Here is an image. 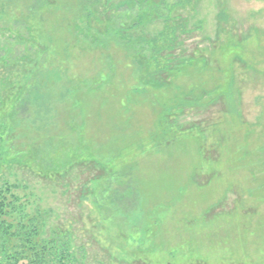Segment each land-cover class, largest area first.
Returning a JSON list of instances; mask_svg holds the SVG:
<instances>
[{"label":"rangeland","instance_id":"rangeland-1","mask_svg":"<svg viewBox=\"0 0 264 264\" xmlns=\"http://www.w3.org/2000/svg\"><path fill=\"white\" fill-rule=\"evenodd\" d=\"M173 10L115 40L76 0H0V185L46 264H264V0ZM139 36L194 61L158 72Z\"/></svg>","mask_w":264,"mask_h":264},{"label":"trees","instance_id":"trees-1","mask_svg":"<svg viewBox=\"0 0 264 264\" xmlns=\"http://www.w3.org/2000/svg\"><path fill=\"white\" fill-rule=\"evenodd\" d=\"M148 1L149 0H127V2L122 4L123 6H127V12L109 13L104 10L103 15L101 13L98 14L101 21H98V15H96V11L93 8L98 3V0H76V12L83 21L88 23L89 28L93 20L97 23L100 22V24L102 22L104 23V29H106V31L109 30L113 39L124 40L125 35H131L129 33L131 30L128 29H130L132 25H140L141 21L147 20L148 18L151 19V21L159 19L166 24L169 23L172 20L170 16H173L174 19L178 16L176 14L173 15V9L176 6H180L183 2V0H176L167 3L166 0H158V2L153 0L150 1V7H146ZM104 5L111 7L112 0H104ZM160 6L164 7L162 8ZM141 7H146L147 14L145 19L137 12V10L141 11ZM110 9L111 8H109V10ZM131 10L134 13L131 12ZM129 19L132 20V23L128 25V22L125 20ZM178 27L181 29L180 24L177 26L173 25L170 30L162 31L159 34L161 37H169ZM141 28H143L142 24ZM141 35L145 36L144 34ZM154 39L157 38H141V36H139L137 40L140 41L152 40L149 42L150 53L140 54L143 46H141L142 43H139L135 44V47H137L135 54L143 56L150 55V58H147V56L146 58L151 61L158 72L167 74L172 71H177L181 66L190 64L194 61L192 56L187 58L182 56L177 58H165L164 54H161L162 47L156 44ZM100 44L103 45V42H100ZM119 45L123 48L126 46L129 47L123 41H121ZM127 50H129V48ZM15 188L16 185L7 182H3L0 185V264H46L52 256L51 253H55L58 247H54L52 242H44L41 240V221H39L38 218L36 219L34 214L22 212V205L19 203L20 198L16 194ZM66 235L67 234H64L62 237H66ZM60 247H65V249L57 253L55 258L56 261L62 263L63 260L69 256H67L66 244L64 242ZM52 262H54V259ZM55 263L58 264L57 262Z\"/></svg>","mask_w":264,"mask_h":264}]
</instances>
